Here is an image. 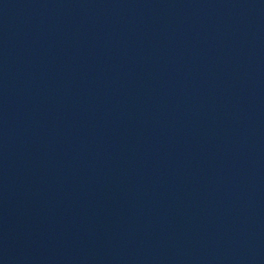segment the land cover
Listing matches in <instances>:
<instances>
[{"label": "water", "instance_id": "obj_1", "mask_svg": "<svg viewBox=\"0 0 264 264\" xmlns=\"http://www.w3.org/2000/svg\"><path fill=\"white\" fill-rule=\"evenodd\" d=\"M0 264H264V0H0Z\"/></svg>", "mask_w": 264, "mask_h": 264}]
</instances>
